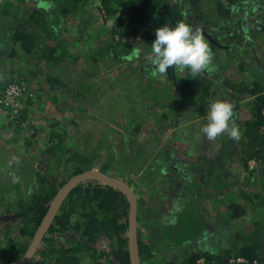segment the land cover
<instances>
[{
    "label": "rangeland",
    "instance_id": "1",
    "mask_svg": "<svg viewBox=\"0 0 264 264\" xmlns=\"http://www.w3.org/2000/svg\"><path fill=\"white\" fill-rule=\"evenodd\" d=\"M220 1L156 0L162 8L178 2L188 9L193 29L200 31L207 43H214L210 33L218 29L221 30L218 33L226 29V35L233 31L240 33L242 17H248L250 23L247 37L240 35L231 40L232 44L215 43L217 49L212 53L210 69L197 75L198 83L206 79L211 82L210 96L205 97L199 85L185 97L174 91L166 74H156L148 59L151 47L142 40L123 41L134 50L131 58L115 55L123 43L119 47L120 39L111 35L110 25L116 16L105 18L101 0H80L77 8L66 15L61 10L69 1L0 0V79L18 81L33 93L29 101L21 103L16 115L0 111L2 209L17 201L18 193L23 196L24 192L26 195L35 191L27 176H20L22 190L7 192L3 187L8 183L17 185L8 178L13 175L12 166L34 176L40 151L45 146L42 140L46 138L40 134L51 132L49 124H54L56 133L67 130L68 143L76 144L80 152L81 147L86 148L82 153L95 152L91 170H102L131 189L136 198L137 228L154 256L148 264H160L176 256L175 249L166 250L162 231L179 229L180 209L192 207L199 221L207 225L210 223L207 216L212 211L219 213L222 223L216 229L221 227L226 233L218 237L208 227L205 236L186 244L190 250L209 251L217 245L215 249L220 251L235 245L232 240L237 231L242 229L244 234H249L254 214L231 222L224 214L225 205L239 198V189L264 195V167L259 169L256 161H249L247 175L242 165L243 140L231 139L227 134L209 140L203 127L208 123L209 105L217 100L233 104L232 119L240 133L244 130L243 121L253 116V98L240 91L252 83L264 86V20L261 19L264 14H259L255 5L240 10L237 7V15L232 8L231 17L225 19L218 11ZM111 7L117 6L111 4ZM36 10L38 15L31 17ZM251 10L254 14H250ZM161 17L156 16L150 27L164 26ZM16 31L33 37L35 47L30 53L13 41ZM172 71L174 79H187L191 72L181 68ZM23 113L28 115L25 121L19 119ZM33 129L37 130L40 141L35 143L36 138L31 139L34 142L31 150L23 154L20 139L31 138ZM49 167L50 180L54 183L65 176L61 160L52 159ZM222 183L225 188L216 187ZM2 190L6 191L3 196ZM15 206L9 208L10 214L3 212L5 208L1 210L3 213L0 211V246L5 242L4 234L11 232L2 230L3 226L19 219ZM66 238V247L78 242L77 235ZM110 242L100 239L94 249L109 251ZM84 254L85 251L79 253ZM82 264L94 263L83 261Z\"/></svg>",
    "mask_w": 264,
    "mask_h": 264
},
{
    "label": "trees",
    "instance_id": "2",
    "mask_svg": "<svg viewBox=\"0 0 264 264\" xmlns=\"http://www.w3.org/2000/svg\"><path fill=\"white\" fill-rule=\"evenodd\" d=\"M66 1H69L68 5L61 10L64 15L74 11L80 0H64V2ZM260 1L262 0H221L217 7L219 14L225 19L231 17L230 10L232 11V8H235L234 14L237 15L236 9L254 7V5L258 7V12L262 15L264 14V3L260 4ZM111 4L117 7H111ZM186 4L188 2H185ZM101 11L107 19L116 16L110 25L111 35L120 39L119 47L122 46V43L123 46L120 51L115 52V55L123 54L127 56V59L131 58L129 53H133L134 50L126 47L124 40L130 38H134L136 41L142 40L146 46L151 47V43L155 39L154 30L160 26L157 24L150 27L156 16L162 15L161 23L164 25L174 26L175 22L184 20L192 26L188 17V9L178 2L170 3L162 8L156 0H101ZM250 14H254L252 10ZM36 15H38L37 10L33 11L30 16L35 17ZM261 19L264 20V15ZM239 24L242 27L240 33L233 31L231 35H226V29L221 33H218L221 31H218L219 29L216 30V33H214L215 31L210 33L214 40V43H208L212 53L217 49L215 43L226 45L229 42L232 44L231 40L238 39L240 35L244 37L249 35L248 17H242ZM262 29L264 31V26ZM12 39L15 43H20L26 53H30L35 47L33 37L24 32L16 31ZM109 46L115 48L113 44ZM50 58L56 60L53 54H50ZM186 70L189 71V69ZM165 74L178 94L186 97L196 91L199 85H202L204 96H210L212 84L208 79L200 84L197 81V75H192L191 72L187 79H174L172 68H169ZM241 84H239L240 87L243 86ZM240 92L253 98L252 112L254 114L243 121L244 130L240 133L243 137H240V140H243L241 143L245 148L242 165L244 172L248 175L249 161H256L259 169L264 167V86H261L260 83H252L251 87L245 86ZM26 100L29 101V98ZM27 118V113H23L19 119L25 121ZM11 123L10 121L8 125ZM55 129L56 125L51 124L50 126L49 124L48 130L51 132H46L45 136L44 131L40 134L46 138L42 140L45 146L40 151L41 157L37 161L33 177L11 167L13 175L8 178L11 177L12 180H15L17 185L8 183L3 189L7 192L22 190L24 185L20 176H27L35 186V191L26 192V195L24 192L23 196L18 193L19 199L11 205L8 203L10 206L4 207L5 211L0 204V211L10 214L9 208L16 205L15 211L19 213V219L3 226L2 230L11 232H8L7 235L4 234L5 242L0 246V264L15 263L24 256L50 203L59 190L75 175L92 169L93 158L97 156L95 152L82 153L86 149L84 147H81L80 152L76 144L68 143L66 129H61V131L58 129L59 133H56ZM33 130L31 138L20 139L19 147L23 150V154H27L31 150L34 142L39 143L40 141L37 139L39 136H37V130ZM35 138L36 140L33 142L31 139ZM52 159L54 161L61 160L65 174L55 183L50 180L49 174V165ZM99 171L105 173L102 170ZM252 172L249 174L253 175ZM216 187L222 189L225 188V185L222 183ZM6 191L2 190L1 195L3 196ZM239 191V198L226 202L224 214L226 213L228 221L236 222L246 219L245 217L253 213L255 219L250 223L249 234H244L242 229L237 231L232 240L235 245H231L230 248H222L220 251H216L217 245L214 246L216 249L212 247L209 251L190 250L186 244L205 236L208 227H211L213 233L218 237L224 236L226 233L221 227L216 229L218 224L222 223L219 213L212 211L207 216L210 222L207 225L206 222L204 224L203 221H199L197 211L192 207L180 209L177 214L179 229L175 231L163 229L162 231L167 242L166 250L175 249L176 256L160 264H264V195L248 193L244 189H239ZM205 210L206 208L202 209V211ZM2 211L1 213H3ZM128 216L129 202L121 191L97 180L80 182L64 198L27 264H82L83 261H92L94 264H130L127 238ZM71 234L77 235L78 242L74 246L66 247L64 246L68 241L66 236ZM100 239L111 241L109 251L94 249ZM81 251H85L86 256L79 255ZM137 251L140 264H148L154 257L151 246L142 239L138 228ZM239 259L244 262L238 263Z\"/></svg>",
    "mask_w": 264,
    "mask_h": 264
},
{
    "label": "clouds",
    "instance_id": "3",
    "mask_svg": "<svg viewBox=\"0 0 264 264\" xmlns=\"http://www.w3.org/2000/svg\"><path fill=\"white\" fill-rule=\"evenodd\" d=\"M148 59L157 75L165 74L169 68L189 69L192 75H198L210 69L213 54L203 34L181 20L174 26L165 24L156 29ZM233 116V104L221 100L212 102L207 110L208 123L203 127L205 137L214 140L227 134L238 140L240 130Z\"/></svg>",
    "mask_w": 264,
    "mask_h": 264
},
{
    "label": "water",
    "instance_id": "4",
    "mask_svg": "<svg viewBox=\"0 0 264 264\" xmlns=\"http://www.w3.org/2000/svg\"><path fill=\"white\" fill-rule=\"evenodd\" d=\"M85 180H97L99 182H102L110 187H113L121 191L128 199L129 216H128L127 238H128L129 262L130 264H140L138 251H137V220H136L135 195L128 187V185H126L123 181L94 170L85 171L81 174L75 175L59 190L55 198L50 203L48 211L44 219L42 220L28 250L19 261L10 264H27L30 261L42 236L46 232L52 218L54 217L56 211L63 202L64 198L67 196V194L70 192V190L73 187H75L78 183L83 182Z\"/></svg>",
    "mask_w": 264,
    "mask_h": 264
},
{
    "label": "built area",
    "instance_id": "5",
    "mask_svg": "<svg viewBox=\"0 0 264 264\" xmlns=\"http://www.w3.org/2000/svg\"><path fill=\"white\" fill-rule=\"evenodd\" d=\"M32 96V91H28L20 82L12 80L4 82L0 79V111L6 110L16 115L20 109L21 103ZM237 261L238 263L244 262L241 259Z\"/></svg>",
    "mask_w": 264,
    "mask_h": 264
}]
</instances>
